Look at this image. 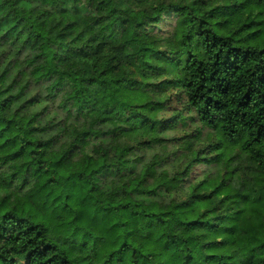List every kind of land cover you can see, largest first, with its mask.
Instances as JSON below:
<instances>
[{"label": "trees", "instance_id": "obj_1", "mask_svg": "<svg viewBox=\"0 0 264 264\" xmlns=\"http://www.w3.org/2000/svg\"><path fill=\"white\" fill-rule=\"evenodd\" d=\"M130 2L177 45L136 76ZM13 3L0 264H264V0Z\"/></svg>", "mask_w": 264, "mask_h": 264}, {"label": "clouds", "instance_id": "obj_2", "mask_svg": "<svg viewBox=\"0 0 264 264\" xmlns=\"http://www.w3.org/2000/svg\"><path fill=\"white\" fill-rule=\"evenodd\" d=\"M0 17H6L8 26L14 23V17L17 15V9L14 6L13 0H6L2 5ZM141 10L133 3L126 5V15L124 18L129 20L128 33L126 36L117 37L115 43L122 44L126 52L120 56L127 65V71H130L133 76L138 75L137 70L141 68L145 62L150 63V53L143 50H171L177 45L175 44L170 34H159V32H144L135 28L136 23L139 21ZM139 31L138 36H134L133 32ZM57 82L56 80L53 83Z\"/></svg>", "mask_w": 264, "mask_h": 264}, {"label": "rangeland", "instance_id": "obj_3", "mask_svg": "<svg viewBox=\"0 0 264 264\" xmlns=\"http://www.w3.org/2000/svg\"><path fill=\"white\" fill-rule=\"evenodd\" d=\"M262 12L264 13V6L261 7ZM254 31L257 33L258 36L264 34V24L262 27L255 28Z\"/></svg>", "mask_w": 264, "mask_h": 264}]
</instances>
